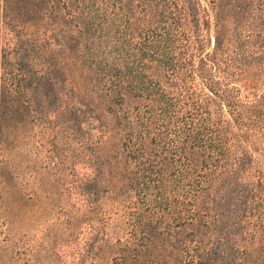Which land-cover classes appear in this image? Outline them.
Returning <instances> with one entry per match:
<instances>
[{
  "label": "trees",
  "instance_id": "trees-1",
  "mask_svg": "<svg viewBox=\"0 0 264 264\" xmlns=\"http://www.w3.org/2000/svg\"><path fill=\"white\" fill-rule=\"evenodd\" d=\"M136 1L146 19L131 44V0H2L3 17L23 14L31 29L17 91L27 104L75 96L84 78L98 101L97 150H110L127 198L129 264L147 254L150 264H264V170L252 154L264 143V92L236 83L264 65V0H210L211 51L197 34L201 0ZM16 102L1 95L4 124ZM166 228L191 229L185 255L159 239ZM208 229L219 234L209 247Z\"/></svg>",
  "mask_w": 264,
  "mask_h": 264
},
{
  "label": "rangeland",
  "instance_id": "rangeland-1",
  "mask_svg": "<svg viewBox=\"0 0 264 264\" xmlns=\"http://www.w3.org/2000/svg\"><path fill=\"white\" fill-rule=\"evenodd\" d=\"M136 2L131 0L128 7L131 23L127 35L131 44L136 35L143 36L146 19ZM200 2L197 34L211 51L217 34L213 19L206 18L213 10L210 0ZM2 4L0 0V264H129L127 198L114 189L110 150L106 149L104 156L97 150L94 116L98 114V101L89 97L93 94L87 93L80 74L76 97L62 90L61 95L50 99H36L34 95L31 102H24L26 98L17 91L23 83L18 68L29 65L28 53L20 48H28L27 32L31 29L24 24L27 16L23 14L16 12L12 20L3 17ZM184 32L191 38L189 27ZM117 52L120 50L113 53L112 59ZM251 74L241 76L236 83L244 77L250 85L242 93L261 94L264 65L259 70L251 69ZM3 93L17 101L8 124L1 119ZM128 100L135 104L146 99H134L131 93ZM252 154L264 170V143H259ZM162 232L159 239L174 243L185 255V249L191 246V229L166 228ZM205 232L202 241L209 247L219 234L210 237L211 230ZM170 251L167 247L166 254ZM149 258L151 254L132 262L150 264Z\"/></svg>",
  "mask_w": 264,
  "mask_h": 264
}]
</instances>
